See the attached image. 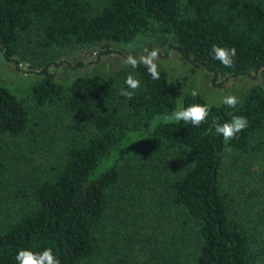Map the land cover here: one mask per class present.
<instances>
[{
  "label": "trees",
  "instance_id": "16d2710c",
  "mask_svg": "<svg viewBox=\"0 0 264 264\" xmlns=\"http://www.w3.org/2000/svg\"><path fill=\"white\" fill-rule=\"evenodd\" d=\"M100 1L0 0V52L15 61L35 44L53 50L171 35L172 46L214 81L264 69V0ZM213 45L237 49L233 67L213 58ZM127 70L65 85L47 66L28 98L0 84V196L8 191L25 202L0 227V264H18L19 249L48 247L61 264H264V87L253 86L237 109L213 104L197 127L163 121L179 108L180 94L166 70L158 80L143 64ZM129 73L141 81L131 99L120 94ZM192 92L183 107L208 102ZM232 115L247 117L249 126L225 142L209 126ZM51 116L74 135L54 172L25 186L17 177H27L30 164L15 153L56 124ZM146 162L163 182L150 187L161 192L156 211L155 201L145 203L154 179ZM133 182L137 203L115 210ZM150 208L158 216L147 228L141 219Z\"/></svg>",
  "mask_w": 264,
  "mask_h": 264
},
{
  "label": "rangeland",
  "instance_id": "374dc122",
  "mask_svg": "<svg viewBox=\"0 0 264 264\" xmlns=\"http://www.w3.org/2000/svg\"><path fill=\"white\" fill-rule=\"evenodd\" d=\"M105 0H101V4ZM98 5L97 3H95ZM173 44H177L174 36L142 35L137 40L130 43L106 42L93 46L75 45L64 48L46 50L40 45H36L33 51H27L26 58L17 56L15 61L5 59L0 52V84L10 87L21 98H28L32 87L44 76L41 70L49 67L54 78L65 85L71 83L77 76H88L93 73L104 75H120L127 72L130 66L123 63L127 55L131 54L139 57L144 54L143 49L149 50L158 47L160 49L159 60L157 61L159 69L166 70L169 74L170 84L178 86L180 90L179 108L183 106V99L186 92L197 91L202 94L208 102L220 104L227 95H236L239 98L244 97L253 86L260 85L264 87V69L252 71L249 75L228 76L221 74L214 81V73L207 68L200 66L194 67ZM34 47V43L31 44ZM111 49L109 54L100 55L103 50ZM53 112L49 109V114ZM61 115L60 111H57ZM163 117V116H161ZM56 122L51 124L49 129H44L40 133L38 141L33 146L23 144V151L15 154L23 159H28L30 172L27 177L19 176L17 180L25 186H31L38 176L54 172V167H58L60 157L68 140L74 135L72 128H63V123L53 116L50 117ZM67 124H72L73 119L65 118ZM30 143L29 141H26ZM24 152V153H23ZM137 155H141L138 152ZM147 163V162H146ZM11 165L14 169H19L23 162L11 158ZM147 170L154 174L146 186V201H155V211L160 207V188L162 181L158 178L160 170L154 164H146ZM174 170V168H173ZM158 171V172H157ZM56 172V171H55ZM136 178V176L134 177ZM126 183V189L122 192L121 201L117 203L116 209L123 208L125 202L137 203L136 197L131 193L136 184ZM157 185L158 191L150 190V187ZM132 186V187H131ZM5 196V197H3ZM0 196V227L6 218L16 217L17 214L25 209V202L19 201L8 191ZM132 197V198H130ZM157 205V206H156ZM150 206V205H149ZM156 212L149 209V215L143 217L142 224L147 228L153 226V221L157 218ZM151 231L148 232V235ZM147 253H151V249ZM143 259L141 261V264ZM89 264H99L98 261Z\"/></svg>",
  "mask_w": 264,
  "mask_h": 264
},
{
  "label": "clouds",
  "instance_id": "9594fccd",
  "mask_svg": "<svg viewBox=\"0 0 264 264\" xmlns=\"http://www.w3.org/2000/svg\"><path fill=\"white\" fill-rule=\"evenodd\" d=\"M142 55L139 57L134 55H127L123 63L135 69L140 64H143L152 79H160V70L157 61L160 56V49L158 47L149 50L147 47L143 49ZM213 58L220 61L225 67L231 68L234 66V58L237 55L235 47H221L213 45L212 47ZM141 81L132 73H129L125 79L126 89L121 90V95L131 99L135 90L140 88ZM131 89V91L127 90ZM198 92L193 91L192 96H197ZM178 99H182L178 98ZM223 103L229 108L237 109L242 101L236 95H227L223 98ZM213 104L210 102L193 103L187 107L181 106L180 108L172 111L170 114L163 116V121L166 123L180 122L191 123L193 126H200L203 124L211 110ZM249 126V121L245 116L232 115L231 119L223 124L213 120L209 126L210 130L214 128L218 136H222L225 142H228L236 137V135ZM15 261L18 264H61V260L55 254L53 248L48 247L41 251H33L31 249H19Z\"/></svg>",
  "mask_w": 264,
  "mask_h": 264
}]
</instances>
